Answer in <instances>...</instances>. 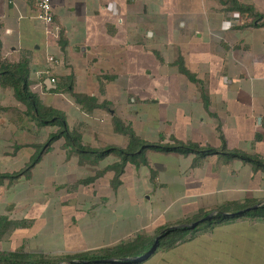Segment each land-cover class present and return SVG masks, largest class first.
<instances>
[{"label": "crops", "instance_id": "obj_1", "mask_svg": "<svg viewBox=\"0 0 264 264\" xmlns=\"http://www.w3.org/2000/svg\"><path fill=\"white\" fill-rule=\"evenodd\" d=\"M36 1L0 0L1 56L16 63L21 53L27 54L30 90L65 116L69 129L81 135L84 145L125 148L127 139L115 130L113 118L129 122L136 136L155 143L144 138L133 121L140 116L144 121L155 120L151 107L165 105L167 100L174 111L156 120L166 125L165 132L158 130L159 137L165 133L201 148L225 146L264 158L259 149L264 141V27L257 26L254 14L234 10L235 5L249 6L264 18V0H50L51 24L36 20ZM177 62L197 82L181 73ZM171 75L173 81L167 80ZM58 86L62 90L55 92ZM74 95L94 98L98 107L86 108ZM20 104L10 88L0 87V169L5 168L10 142L7 132L15 139L26 122H32ZM54 152L55 148L45 155L49 158ZM150 153L157 151L146 152L148 167L157 173L159 189L170 186L172 203L183 189L205 187V197L169 221L152 222L157 210L132 212L126 221H109V231L94 244L56 249V253L67 257L115 247L132 241L137 233L154 242L161 229L225 203L264 202V183L252 181L257 168L249 162L226 160L220 154L209 155L215 158L210 162L207 156L201 161L193 153L161 152L166 171L150 163ZM172 162L175 165L170 168ZM179 164L183 170H178ZM221 173L223 179L218 176ZM146 181L154 187V178ZM216 193L220 199L207 202L206 196ZM94 212L93 223L118 217L110 210ZM137 264H264V219L241 216L210 231L200 230Z\"/></svg>", "mask_w": 264, "mask_h": 264}, {"label": "rangeland", "instance_id": "obj_2", "mask_svg": "<svg viewBox=\"0 0 264 264\" xmlns=\"http://www.w3.org/2000/svg\"><path fill=\"white\" fill-rule=\"evenodd\" d=\"M167 80L173 81V76L171 75ZM181 80L186 81L184 78ZM169 103L166 100L165 105L161 103L157 107H151L152 118L155 120L150 118L148 122L144 121L141 116L135 118L133 124L140 132L142 131L144 138L156 140L155 143L173 142L171 137H167L165 133H163L164 136L159 137L158 130L161 133L165 132L163 127L166 125L156 121L165 115L169 117L173 115L174 110L171 108L172 104ZM20 105V110L25 114V105L23 103ZM123 124L132 129L129 122ZM56 130L57 126L37 127L32 121L26 122L21 135L15 139H12L14 136L12 132L10 134L7 132V139L10 142L6 151L5 168L0 169V173H14L23 170L31 156L36 153L34 146L45 143L49 134ZM176 130V133L179 132V127ZM62 143L63 139L56 141L53 144L56 152L52 153L49 158L46 157V153L43 154L42 157H46L45 160L34 166L28 176H22L13 181L6 180L0 185V216H6L9 220L22 221L24 225L0 239V251L19 254L28 252L36 256L42 254L48 259L59 260L62 253H56V249H74L94 244L98 237L109 231V221H126L130 213L149 209L157 210L154 213L155 216L152 217V222L158 219L163 222L169 221L178 213L188 211L194 201H200L205 197L202 194L205 187L183 189L184 193L181 192L178 195L180 198L177 197V201L172 203L173 196H169L168 192L171 190L170 186H167L165 190L159 189L161 188L158 185L160 181L158 183L156 181L158 177L156 172L153 174L154 187L147 184V178L152 177L151 166L135 168L127 163L124 172L118 177L119 184H117L115 183V172L109 168L119 161L115 154H109L95 164L89 161L80 163L78 155L70 149H63ZM262 144L259 149L264 152V141ZM159 155L164 154L161 152L147 154L150 163L155 168L161 169L165 167L161 162L164 156ZM205 157H200L201 161L208 158V156ZM214 159L208 158V161L212 162ZM186 160L189 163L190 157ZM174 165L175 163L172 162L170 168ZM203 167H207V162ZM165 169L169 171L167 167ZM180 169L184 168L179 164L178 170ZM171 170L174 171V169ZM227 172L231 173L229 170ZM243 172L246 173L244 170ZM218 176L224 178L222 173ZM252 178L253 182L261 180L264 183V168L255 169ZM250 186L253 187V185ZM145 195H151V199L146 200ZM220 197L218 193L206 196L207 202L218 200ZM95 210H110L118 217L112 219L107 217L102 224L93 223L94 218L90 216L95 213ZM187 220L189 221H185V224L194 222L192 218ZM205 225L202 223L199 228ZM74 255L78 253H69L66 256L70 258Z\"/></svg>", "mask_w": 264, "mask_h": 264}, {"label": "trees", "instance_id": "obj_3", "mask_svg": "<svg viewBox=\"0 0 264 264\" xmlns=\"http://www.w3.org/2000/svg\"><path fill=\"white\" fill-rule=\"evenodd\" d=\"M234 10L241 13L254 14L257 26L264 27L263 16L255 14L251 7L235 5ZM26 55V53H21V57L16 63H10L4 60L1 56L0 41V87L10 88L13 91L18 100L25 105V114L35 122L37 127L57 126V130L48 136L45 143L34 146L36 153L31 156L29 163L23 170L14 173H0V185L6 180L13 181L22 176H28L31 169L40 162L43 154L51 152L54 149L53 144L60 139H63L61 147L63 149H70L76 153L80 163L89 161L95 164L103 160V158L107 157L109 154H115L119 161L109 168L115 172V183L117 184H119L118 177L124 172L127 163H130L135 168L148 166L146 158V152L148 150L179 155L193 153L200 155V157L220 154L226 160L240 159L244 162L251 163L257 169L264 168V158L258 155H248L239 150H226L225 146H222L220 149L212 147L201 148L197 144H186L172 138L171 141H173V143H149L136 136L129 126H125L116 118L112 119L113 125L117 132L126 137L127 145L125 148L108 146L102 149H95L84 145L81 140V135L77 131L69 129L65 116L56 109L44 105L37 94L30 90V69ZM177 66L181 73L189 80L197 82L195 77L183 68L181 62H177ZM61 90V87L58 86L54 91L59 92ZM74 98L77 103L83 104L86 108L98 107L94 98L81 95H74ZM202 99L204 105H207L206 97L202 96ZM150 172L152 175L151 178H154L153 174L155 172L152 169H150ZM251 205L258 206L244 214H237L238 211L244 210ZM211 211L215 212L214 216L209 221L205 222L206 225L202 228H199L200 224L192 228L189 224L180 222L177 228L166 227L161 229L156 236L158 244L155 251L170 249L193 237L200 230L210 231L215 225L241 216L264 219V202L255 203L253 201H246L244 204L230 202L220 205ZM211 211L199 213V215L193 218L192 222L201 219ZM21 227H24L22 221L9 220L6 216H0V239L9 235L13 230ZM152 242V240H149L141 233H137L132 241L123 242L119 246L89 250L84 254L74 255V257L70 258L62 255L59 260L48 259L42 254L36 256L28 252L19 254L0 251V264H98L94 261L99 259L114 260V262L100 264H137L143 260V256L150 251L155 241L153 244Z\"/></svg>", "mask_w": 264, "mask_h": 264}, {"label": "built area", "instance_id": "obj_4", "mask_svg": "<svg viewBox=\"0 0 264 264\" xmlns=\"http://www.w3.org/2000/svg\"><path fill=\"white\" fill-rule=\"evenodd\" d=\"M35 18L43 24H51L53 22V9L50 0H37L34 5ZM50 62H56L53 57H49ZM54 83V79H51Z\"/></svg>", "mask_w": 264, "mask_h": 264}, {"label": "water", "instance_id": "obj_5", "mask_svg": "<svg viewBox=\"0 0 264 264\" xmlns=\"http://www.w3.org/2000/svg\"><path fill=\"white\" fill-rule=\"evenodd\" d=\"M258 205H253V206H250V207H247L246 209L244 210H241V211H238L237 214H244L252 209H255ZM215 212H210L208 213L207 215H205L204 217H202L201 219L189 224L192 228L198 226L199 224H202V223H205L207 221H209L213 216H214ZM182 226V225H181ZM179 227V225H176V226H173L171 228H177ZM157 244H158V239L156 238L155 239V242H154V245L151 247L150 251L145 255L143 256L144 258H147L148 256H150L157 248ZM98 264L100 263H106V262H114L113 259H99V260H96L94 261Z\"/></svg>", "mask_w": 264, "mask_h": 264}]
</instances>
